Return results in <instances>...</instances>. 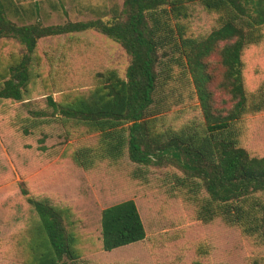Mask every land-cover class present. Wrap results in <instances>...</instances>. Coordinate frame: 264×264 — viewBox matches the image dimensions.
Here are the masks:
<instances>
[{
	"label": "trees",
	"instance_id": "1",
	"mask_svg": "<svg viewBox=\"0 0 264 264\" xmlns=\"http://www.w3.org/2000/svg\"><path fill=\"white\" fill-rule=\"evenodd\" d=\"M196 8L215 18L206 32L194 28ZM85 31L122 47L130 57L125 75L96 72L83 94L71 96L59 87L64 58H50L45 88L38 42ZM7 38L23 52L0 73V101L24 102L56 90L60 102L49 92L45 99L52 116L60 114L66 135H96L95 143L72 148L75 166L92 171L124 156L140 166L174 165L180 171L175 184L198 206V220L220 219L264 244V156L251 155L242 145L246 119L264 112V80L247 90L243 60L247 49L264 42V0H123L107 19L48 26L38 4L26 10L0 0V40ZM217 92L224 96L219 106ZM22 194L32 214L15 232L24 263L76 264L69 209L24 189ZM145 237L132 200L102 210V251Z\"/></svg>",
	"mask_w": 264,
	"mask_h": 264
},
{
	"label": "rangeland",
	"instance_id": "2",
	"mask_svg": "<svg viewBox=\"0 0 264 264\" xmlns=\"http://www.w3.org/2000/svg\"><path fill=\"white\" fill-rule=\"evenodd\" d=\"M12 1L26 10L38 4L40 20L48 26L107 19L110 12L121 9L123 0ZM199 10L194 13V28L206 32L215 18ZM36 51L45 88L50 86L48 60L64 58L59 87L71 96L83 94L96 72L114 70L123 77L130 62L118 43L94 31L42 39ZM22 52L17 41L1 39L0 73ZM243 60L245 85L252 91L264 80V42L247 49ZM44 93L24 102L0 101V264H25L15 232L32 214L22 189L69 209L68 228L79 252L76 264H250L253 259L264 263V244L226 227L220 219L212 223L198 220V206L188 203L175 184L180 171L174 165L140 166L124 156L114 166L102 164L92 171L75 166L70 158L72 148L95 143L96 135L75 131L69 138L60 114L52 116ZM48 94L60 102L56 90ZM214 97L219 106L224 96L217 92ZM242 145L251 155L264 156V112L246 119ZM125 200L135 203L146 237L140 243L104 252L101 212Z\"/></svg>",
	"mask_w": 264,
	"mask_h": 264
}]
</instances>
